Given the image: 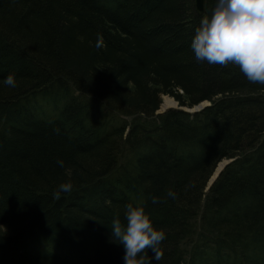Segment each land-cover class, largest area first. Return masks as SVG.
I'll use <instances>...</instances> for the list:
<instances>
[{
  "label": "trees",
  "instance_id": "16d2710c",
  "mask_svg": "<svg viewBox=\"0 0 264 264\" xmlns=\"http://www.w3.org/2000/svg\"><path fill=\"white\" fill-rule=\"evenodd\" d=\"M215 4L0 0V264H124L129 204L165 233L150 264H264V85L195 59Z\"/></svg>",
  "mask_w": 264,
  "mask_h": 264
},
{
  "label": "clouds",
  "instance_id": "9594fccd",
  "mask_svg": "<svg viewBox=\"0 0 264 264\" xmlns=\"http://www.w3.org/2000/svg\"><path fill=\"white\" fill-rule=\"evenodd\" d=\"M97 47L101 43L97 42ZM191 49L198 62L226 66L231 63L239 67L251 83L264 85V0H216L211 15H204L191 42ZM3 84L15 88L16 78L9 74ZM62 167L64 162L58 161ZM71 182L61 183L54 193L70 192ZM168 197L176 193L169 190ZM160 202L152 197V203ZM122 225L119 218L113 219L111 227L112 242L123 245L124 264H150L144 259L145 249L160 260L159 245L165 233L154 227L143 207L126 206Z\"/></svg>",
  "mask_w": 264,
  "mask_h": 264
},
{
  "label": "bare ground",
  "instance_id": "6f19581e",
  "mask_svg": "<svg viewBox=\"0 0 264 264\" xmlns=\"http://www.w3.org/2000/svg\"><path fill=\"white\" fill-rule=\"evenodd\" d=\"M207 103H208V102H207ZM205 105H208V104H204L203 106H205ZM209 105L211 106V104H209ZM175 106H176V103H175V101H174L173 99L168 98V97H165V98H164V102H163V104H162V106H161V108H162L161 112H162V111H166V110L170 109L171 107H175ZM210 106H207V107H210ZM207 107H204L202 110H204V109L207 108ZM202 110H201V111H202ZM201 111L194 112V113H190V114L199 113V112H201ZM161 115H163V114H161ZM124 121H125L124 123H125V126H126V127H130V128H132L135 120H134V119H131V120H124ZM128 130H129V129H128ZM230 161H231V160H224V161H222V162L218 165V167L216 168L215 172L213 173V175H212L211 178L209 179L206 189H207L209 186L211 187V185H214V184L220 179V176H221L222 173L226 170V168H227L230 164L233 163V161H232V162H230ZM191 245H192V244H191Z\"/></svg>",
  "mask_w": 264,
  "mask_h": 264
},
{
  "label": "water",
  "instance_id": "95a60500",
  "mask_svg": "<svg viewBox=\"0 0 264 264\" xmlns=\"http://www.w3.org/2000/svg\"><path fill=\"white\" fill-rule=\"evenodd\" d=\"M205 5H206V0H195V6H196V10L200 13V14H204L205 13ZM207 103V102H205ZM210 103H208V105L203 106L204 104L202 103L201 105H199L198 107H195L193 110L192 109H183L181 107H179L178 103L176 104L175 107H171L170 109L166 110V111H162V108H160V112L158 111L156 114L161 115V114H165L167 113L169 110H182V111H186L188 113H194V112H198L201 111L204 107L210 106ZM178 106V107H177ZM233 160H231L230 162H232Z\"/></svg>",
  "mask_w": 264,
  "mask_h": 264
},
{
  "label": "rangeland",
  "instance_id": "374dc122",
  "mask_svg": "<svg viewBox=\"0 0 264 264\" xmlns=\"http://www.w3.org/2000/svg\"><path fill=\"white\" fill-rule=\"evenodd\" d=\"M165 97L171 98V97H169V96H164V97H163V102H164V98H165ZM171 99H173V98H171ZM176 104H177V103H176ZM203 104H208V103H203ZM177 107H178V106H177ZM193 109H194V108H193ZM193 109H192V110H193ZM159 112H160V111H159ZM125 119H128V118H125ZM129 128H130V127H129ZM129 130H130V129H129ZM129 130H128V131H129ZM229 160H235V159H229ZM233 162H234V161H233ZM212 186H213V185H211V187L209 186V187L205 190V192H206V193L209 192L210 189L212 188Z\"/></svg>",
  "mask_w": 264,
  "mask_h": 264
}]
</instances>
